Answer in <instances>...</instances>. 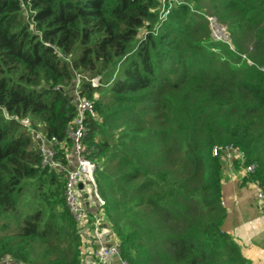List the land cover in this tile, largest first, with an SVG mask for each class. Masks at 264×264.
<instances>
[{
	"label": "trees",
	"instance_id": "trees-1",
	"mask_svg": "<svg viewBox=\"0 0 264 264\" xmlns=\"http://www.w3.org/2000/svg\"><path fill=\"white\" fill-rule=\"evenodd\" d=\"M198 1L165 0L162 14L160 0H0V259L81 264L64 172L41 164L22 121L37 119L69 166L70 83L104 69L108 94L93 101L81 143L120 258L253 264L223 228L224 160L213 148L237 147L264 182V0H206L254 65L223 44L224 58L202 49ZM79 89L91 101L97 87Z\"/></svg>",
	"mask_w": 264,
	"mask_h": 264
},
{
	"label": "built area",
	"instance_id": "built-area-1",
	"mask_svg": "<svg viewBox=\"0 0 264 264\" xmlns=\"http://www.w3.org/2000/svg\"><path fill=\"white\" fill-rule=\"evenodd\" d=\"M165 1V0H162ZM206 23L209 26V34H210V40L213 42H220L224 43L228 46L229 50L233 52L238 58H241L242 60L246 61L249 65H254L253 62H251L246 53H239L236 50L233 49L231 44V39L229 36V33L227 31V28L219 21L215 16L212 15H204L202 14ZM259 70L264 72L263 67H258ZM99 77L92 76L89 77L84 74H80L77 72H74V81L75 86L74 90L72 91V94L74 95V118L72 120V123L69 125V127L66 130V136L71 141V150L73 152V160L75 162L74 166H64L61 165L59 161L53 158L55 155V144L57 141L54 138H47L43 132L37 131L35 128H32L30 126V122L28 119H24L22 121V124L25 127H28L29 131L31 132L34 141L37 144L38 150L40 152L41 156V164L43 166H47L50 168H58L63 170L64 172V201L66 203V206L68 207L71 215L73 216L74 220L78 224V227H82L85 224V217L83 213V209L80 206L79 203V188L78 185L81 182H86V184H89L91 186V190L89 191L91 195L96 199L97 204L99 207H103L105 205L104 200L99 196L97 192V188L95 185V179H94V172L96 169V166L92 160H89L85 157V153L83 151L81 139L85 134L86 127H85V120L87 117V114H90L93 112V102L90 101L85 96H82V94L79 92V88L81 85V82H89L92 87H97L100 85H108L107 83L99 84L98 83ZM213 154L214 155H222L225 154L227 156H233L240 162H244L245 160V153L242 152L240 149L233 145H224L221 147H215L213 148ZM70 164V159H69ZM254 165H244V171L249 174L253 172ZM254 195L258 202V205L264 214V182H257L254 181ZM100 223L98 219H95L93 224L91 225L90 231L94 234V236L100 241L98 232V227ZM119 249H120V241L115 242L113 245L108 247H100L96 253H95V260L94 264H103V262L108 258L109 256H117L119 258V264H127L126 261L122 260L119 256ZM13 262L12 260L8 259L7 257H2L0 259V264H9Z\"/></svg>",
	"mask_w": 264,
	"mask_h": 264
},
{
	"label": "crops",
	"instance_id": "crops-1",
	"mask_svg": "<svg viewBox=\"0 0 264 264\" xmlns=\"http://www.w3.org/2000/svg\"><path fill=\"white\" fill-rule=\"evenodd\" d=\"M69 153L70 166H74L73 152ZM221 157L224 160L221 203L226 211L223 228L238 243L243 256L253 264H264V214L254 195V181L244 171L242 162L231 155L222 154ZM86 185V182L78 185L79 203L85 217V224L80 227L81 264H94L96 251L113 245L119 238L112 230L106 210L99 207ZM95 219L100 223V241L90 231ZM103 264H119V258L109 256Z\"/></svg>",
	"mask_w": 264,
	"mask_h": 264
},
{
	"label": "rangeland",
	"instance_id": "rangeland-1",
	"mask_svg": "<svg viewBox=\"0 0 264 264\" xmlns=\"http://www.w3.org/2000/svg\"><path fill=\"white\" fill-rule=\"evenodd\" d=\"M160 3L162 4V14H165V10L167 8H172V5L171 4H168V6L165 7V1L160 0ZM193 6H192L193 7L192 8L193 10L198 11V12H201L204 15H212V16H215L217 18V20H219L222 23V21L220 20V18L213 11H211L212 9L210 10V8L208 7V4H207V1L206 0H199ZM24 16H25V18L27 16V12H25V11H24ZM195 18L197 20H199L200 22H202L203 24H206V28L208 29V36L210 38V34H209V30L210 29H209V26L206 23V21H204L205 19L203 20L201 17H199L197 15L195 16ZM222 24L227 28V31H228L229 36H230V39H231V44H233V39H232V36H231V34H230L229 30H228L227 25L224 24V23H222ZM139 34L142 35V32L140 31ZM207 42H206V44L203 43V45H202V47H203L202 49L205 52H208L209 49H213L218 54L219 58H224L227 55V51L223 47V45H225L228 48V46L226 44L220 43V42H213V41H210V40H209L208 43ZM207 46H208L209 49L207 48ZM232 47H233V45H232ZM233 49H234V47H233ZM244 53H246V55H247V52H244ZM232 59H233V62H238L239 64H241L242 61H243L241 58H238V57H235V56H233ZM107 73H108V70H104V69L96 70V71L93 72V74H96L94 76L99 77V79H98V83L99 84H103V83L105 84V82L108 80L109 77H108ZM110 78H112V77H110ZM113 78H114V76H113ZM74 86H75V81H74V84L73 83H70V87L69 88L73 91L74 90L73 89ZM108 87L109 86H106V85L97 86V89L95 90V92H94V94L92 96L91 101L93 102L94 100H96L98 98H102V96H105L106 94H108V90H107ZM72 91H70V92H72ZM29 119H30V121H32V123H34L33 126H35V129L40 132L42 128H41V124L38 122V120L35 119V118H33V117H29ZM23 127L25 128L24 125H23ZM70 151H72V150H70ZM86 187L89 188V190H91V186L89 184H87ZM104 206L102 208H104ZM33 259H39V258L33 257Z\"/></svg>",
	"mask_w": 264,
	"mask_h": 264
},
{
	"label": "water",
	"instance_id": "water-1",
	"mask_svg": "<svg viewBox=\"0 0 264 264\" xmlns=\"http://www.w3.org/2000/svg\"><path fill=\"white\" fill-rule=\"evenodd\" d=\"M13 262H14V264H19V261L18 260H15Z\"/></svg>",
	"mask_w": 264,
	"mask_h": 264
}]
</instances>
